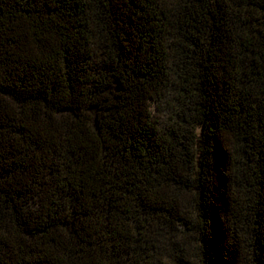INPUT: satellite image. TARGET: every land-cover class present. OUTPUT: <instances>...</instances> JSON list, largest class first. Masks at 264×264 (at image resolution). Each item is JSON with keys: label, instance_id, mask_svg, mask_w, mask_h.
I'll list each match as a JSON object with an SVG mask.
<instances>
[{"label": "trees", "instance_id": "16d2710c", "mask_svg": "<svg viewBox=\"0 0 264 264\" xmlns=\"http://www.w3.org/2000/svg\"><path fill=\"white\" fill-rule=\"evenodd\" d=\"M0 264H264V0H0Z\"/></svg>", "mask_w": 264, "mask_h": 264}]
</instances>
